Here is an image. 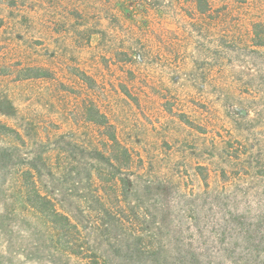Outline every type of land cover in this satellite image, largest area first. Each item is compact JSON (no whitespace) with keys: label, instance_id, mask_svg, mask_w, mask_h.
Here are the masks:
<instances>
[{"label":"rangeland","instance_id":"obj_1","mask_svg":"<svg viewBox=\"0 0 264 264\" xmlns=\"http://www.w3.org/2000/svg\"><path fill=\"white\" fill-rule=\"evenodd\" d=\"M259 43L264 0H0V185L31 169L111 264H264ZM14 209L0 264H74Z\"/></svg>","mask_w":264,"mask_h":264},{"label":"trees","instance_id":"obj_2","mask_svg":"<svg viewBox=\"0 0 264 264\" xmlns=\"http://www.w3.org/2000/svg\"><path fill=\"white\" fill-rule=\"evenodd\" d=\"M203 2L204 0H197L198 6L201 7V3ZM259 44V46H264L263 43ZM47 76V73L40 69L35 70L33 75L34 78H44ZM86 112L89 121L94 122L99 127L108 131L105 133V137L112 147L115 162H120L121 156L127 161L130 160L127 150L118 142L114 129L109 125L106 117L100 114L94 106L87 108ZM7 134L19 138L17 132L0 123V136H7ZM1 152L4 155V149H0V161L3 158ZM7 161L9 162L10 160ZM12 171L15 174V178L13 179L15 181L14 185H0V191L3 190V192L7 194L4 199L5 204H10L12 206L8 213L0 211V230H2L3 233H6L7 230H11L16 225V222L22 219L14 209V207L18 205L26 212L23 219L33 215L45 225L47 233L44 235V239L48 237L47 242L51 246V250L55 256H66L69 260L74 259V264L83 262L85 264H111L108 260L102 259L91 249L85 248L77 226L71 222L67 215L59 211L53 199L39 192L32 176L31 169L21 168L19 171L16 167H12ZM15 188L19 190L18 197L12 195ZM149 250H154V247H150ZM149 253L152 252L149 251ZM245 254V262H253L255 257L253 252Z\"/></svg>","mask_w":264,"mask_h":264}]
</instances>
